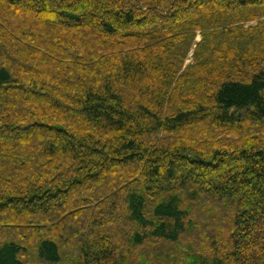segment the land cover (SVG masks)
Segmentation results:
<instances>
[{
  "label": "trees",
  "instance_id": "16d2710c",
  "mask_svg": "<svg viewBox=\"0 0 264 264\" xmlns=\"http://www.w3.org/2000/svg\"><path fill=\"white\" fill-rule=\"evenodd\" d=\"M0 151V264H264V0H0Z\"/></svg>",
  "mask_w": 264,
  "mask_h": 264
},
{
  "label": "rangeland",
  "instance_id": "374dc122",
  "mask_svg": "<svg viewBox=\"0 0 264 264\" xmlns=\"http://www.w3.org/2000/svg\"><path fill=\"white\" fill-rule=\"evenodd\" d=\"M13 19L15 20V21H17V23L18 24H21L22 23V18H20V17H18L19 15H14L13 14ZM255 24V22H248V25H254ZM196 40L197 41H199L200 40V37L198 36L197 38H196ZM193 49V48H192ZM192 53H193V50H191L190 52H189V54H188V56H187V58H186V61H185V65H187V64H189V63H191V61H192ZM22 147L21 146H19L18 148H17V150H18V154H20L21 153V149ZM5 153H7V152H5ZM10 165V163H7V161H6V159L4 158V156H2V152L0 151V174H2L3 176H7V171L9 172V174H10V170H11V166H9ZM6 173V174H5ZM5 174V175H4ZM7 177H9V176H7ZM2 224H4L5 226H6V231H4V232H2L1 234H0V239H2V238H6V237H8L9 235H10V233H7V230L10 228V226L8 225V224H11L9 221H7V222H2Z\"/></svg>",
  "mask_w": 264,
  "mask_h": 264
}]
</instances>
